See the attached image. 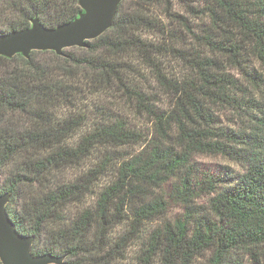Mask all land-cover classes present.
<instances>
[{"label":"trees","instance_id":"trees-1","mask_svg":"<svg viewBox=\"0 0 264 264\" xmlns=\"http://www.w3.org/2000/svg\"><path fill=\"white\" fill-rule=\"evenodd\" d=\"M82 13L78 0H0V37L31 28L35 19L54 29ZM88 45L67 50L65 56L53 51H34L29 59L0 56V122H17L5 133L12 138L13 150L50 145L53 117L60 119L53 109L62 102L87 109L81 101L89 99L85 93L91 88L90 115L108 121L98 135L112 149L131 156L138 147L144 152L152 147L149 163L158 162L161 171L174 175L187 167L185 187H199L212 196L211 211L198 206L183 224V234L194 231L209 237L215 231L232 245L254 244L252 259L264 264V0H123L112 28ZM161 96L168 101L165 108L159 106ZM220 106L236 111L245 127H219L214 111ZM122 109L147 117L151 133L139 130ZM75 123L65 120L66 125ZM157 131L162 141L141 144L145 134L156 141ZM193 149L194 158L221 156L243 172L224 168L193 173ZM126 163L125 181L142 176L147 167L136 157ZM30 167L32 171L19 174V181L31 185L52 208L67 202L62 219L71 225L60 234L65 243L57 247L58 240L22 222L11 207L13 192L0 187V195L10 196L7 209L17 230L34 239L35 255L64 258L65 264H120L124 256L119 245L100 257L89 252L95 251L94 244L108 248L107 229L122 230L112 202L135 200L150 191L131 182L125 190L118 182L100 193L93 208L89 201L96 196L93 184L98 178L91 172L83 176L69 168L57 177L43 162ZM167 187L178 191L174 185ZM97 225L104 231L94 241ZM81 233L83 239H78ZM176 234L170 226V235Z\"/></svg>","mask_w":264,"mask_h":264},{"label":"clouds","instance_id":"clouds-1","mask_svg":"<svg viewBox=\"0 0 264 264\" xmlns=\"http://www.w3.org/2000/svg\"><path fill=\"white\" fill-rule=\"evenodd\" d=\"M92 92L93 89H88L85 95L89 99L81 101V105H88L87 109L82 106L65 107L63 102L59 108L53 109L60 119L53 117L51 144L44 148L14 151L12 138L5 133L10 132L17 122H9L8 119L0 122V187L7 186L13 192L11 207L22 222L31 229L58 240L57 247L65 243L60 239V234L71 227L62 219L67 202H61L52 208L44 202L43 195H37L31 185L18 179L19 174L26 169L32 171L30 166L40 161L47 165L52 176L63 177L65 170L71 168L73 172L79 171L80 175L87 176L91 172L97 177L98 183L93 184L96 196L89 201L93 208L100 193L108 192L110 186L118 182L125 185V190L131 182L150 191V195L137 196L135 200L128 197L122 202H112L113 215L120 218L122 230L117 232L111 227L107 229L106 238L110 241L108 248L101 249L94 244L95 251H90V256H104L109 249L119 245V251L124 256L120 264H225L226 260L228 264H253L252 253L257 247L254 244L238 242L232 245L222 241L215 231L209 237L202 234L198 236L194 231L183 234V224L189 221L190 215L198 206L208 203V193L199 187H185L184 180L187 177L184 173L187 172V167L174 175L172 171H161L158 162L149 163L148 156L152 147L148 148V152H144L143 146L138 147L131 156L120 155L123 149H112L98 135V129L108 121H101L90 115L94 99ZM69 118L76 123L66 125L65 120ZM172 127L176 128V125ZM176 133L178 135L179 129H176ZM156 135L157 140L153 141L151 134H145V140L141 144L154 146L163 140L158 131ZM192 151L191 171L195 173L200 170L202 174L206 166L196 162L195 150ZM133 157L137 158L138 163L145 162L147 167L142 176H129L125 181L126 162L132 161ZM172 185L178 191L167 187ZM146 205L154 210L148 212ZM85 208L87 205L80 211ZM199 210L203 212V209ZM208 210L211 211V205H208ZM170 226L171 231L178 234L170 235ZM103 231L102 226L97 225L92 239L97 241ZM83 236L84 233H81L78 239H83ZM66 251H71V245ZM68 259L75 260L77 257L69 256Z\"/></svg>","mask_w":264,"mask_h":264},{"label":"water","instance_id":"water-1","mask_svg":"<svg viewBox=\"0 0 264 264\" xmlns=\"http://www.w3.org/2000/svg\"><path fill=\"white\" fill-rule=\"evenodd\" d=\"M81 16L70 23L49 29L38 19L32 27L0 37V56L26 59L34 51H53L65 56L73 48H88V43L112 28L123 0H78ZM9 195H0V260L3 264H65L64 258L35 255L33 238L23 236L8 213Z\"/></svg>","mask_w":264,"mask_h":264},{"label":"rangeland","instance_id":"rangeland-1","mask_svg":"<svg viewBox=\"0 0 264 264\" xmlns=\"http://www.w3.org/2000/svg\"><path fill=\"white\" fill-rule=\"evenodd\" d=\"M231 74L234 75V72L232 71ZM158 100L160 101L159 103L160 107L165 108L168 106V101L166 97L161 96L159 97ZM120 113L124 115V117H127L133 124H135L139 130H142L144 133H148V132L151 133V124L149 123L150 121L148 120L147 117L141 118L137 115V113L129 109H122ZM214 115L218 119L219 127L232 129L236 131L243 129L245 127L243 118L231 108H223L220 106L215 109ZM195 160L198 164L206 166V170L203 171V173L210 172L212 174L217 171H221L224 168H230L231 170L237 173L243 172L241 168L238 167L235 163L221 156L197 155L195 157ZM211 197L212 196L209 195L206 197L208 203ZM208 203L200 206L208 207ZM253 264H255L254 261Z\"/></svg>","mask_w":264,"mask_h":264}]
</instances>
